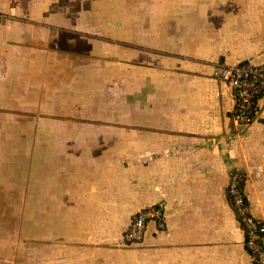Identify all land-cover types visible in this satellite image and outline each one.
I'll return each instance as SVG.
<instances>
[{
	"label": "crops",
	"instance_id": "crops-1",
	"mask_svg": "<svg viewBox=\"0 0 264 264\" xmlns=\"http://www.w3.org/2000/svg\"><path fill=\"white\" fill-rule=\"evenodd\" d=\"M0 264H251L227 194L264 221V0H0ZM166 202L167 227L122 236Z\"/></svg>",
	"mask_w": 264,
	"mask_h": 264
},
{
	"label": "built area",
	"instance_id": "built-area-1",
	"mask_svg": "<svg viewBox=\"0 0 264 264\" xmlns=\"http://www.w3.org/2000/svg\"><path fill=\"white\" fill-rule=\"evenodd\" d=\"M6 14L0 10V22ZM213 76L223 81L233 92V114L241 125H250L257 115V99L264 95V64L244 61L235 65L221 66ZM244 173L232 169L227 194L233 211L244 232V245L251 264H264V221L250 211L247 195L243 188ZM154 222L159 230L167 227L166 202L160 201L134 214L122 236L126 245L141 243L149 223Z\"/></svg>",
	"mask_w": 264,
	"mask_h": 264
}]
</instances>
